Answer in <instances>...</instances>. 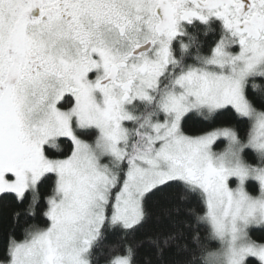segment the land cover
Listing matches in <instances>:
<instances>
[{"label": "snow or ice", "instance_id": "obj_1", "mask_svg": "<svg viewBox=\"0 0 264 264\" xmlns=\"http://www.w3.org/2000/svg\"><path fill=\"white\" fill-rule=\"evenodd\" d=\"M0 223V264H264V0H0Z\"/></svg>", "mask_w": 264, "mask_h": 264}, {"label": "trees", "instance_id": "obj_2", "mask_svg": "<svg viewBox=\"0 0 264 264\" xmlns=\"http://www.w3.org/2000/svg\"><path fill=\"white\" fill-rule=\"evenodd\" d=\"M193 56L196 54L195 51L193 50ZM4 225L2 223H0V234H2V229H3ZM257 236H259V233H256Z\"/></svg>", "mask_w": 264, "mask_h": 264}, {"label": "clouds", "instance_id": "obj_3", "mask_svg": "<svg viewBox=\"0 0 264 264\" xmlns=\"http://www.w3.org/2000/svg\"><path fill=\"white\" fill-rule=\"evenodd\" d=\"M214 250V249H213Z\"/></svg>", "mask_w": 264, "mask_h": 264}]
</instances>
